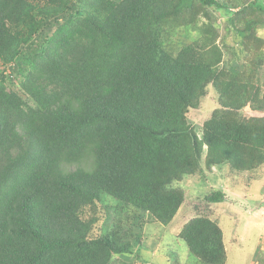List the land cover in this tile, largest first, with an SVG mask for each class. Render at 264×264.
I'll list each match as a JSON object with an SVG mask.
<instances>
[{
	"label": "trees",
	"instance_id": "16d2710c",
	"mask_svg": "<svg viewBox=\"0 0 264 264\" xmlns=\"http://www.w3.org/2000/svg\"><path fill=\"white\" fill-rule=\"evenodd\" d=\"M259 29L264 0H0V264H138L147 220L174 219L185 190L173 183L200 171L204 151L207 167L259 168ZM226 51L238 65H224ZM210 86L218 106L200 136L188 114ZM177 236L226 264L205 211Z\"/></svg>",
	"mask_w": 264,
	"mask_h": 264
},
{
	"label": "rangeland",
	"instance_id": "374dc122",
	"mask_svg": "<svg viewBox=\"0 0 264 264\" xmlns=\"http://www.w3.org/2000/svg\"><path fill=\"white\" fill-rule=\"evenodd\" d=\"M218 23L221 27V37H219L221 40L226 34L228 21L219 17ZM258 33L264 37V29H259ZM225 39L231 46L238 47L235 33H229ZM231 58V52L226 51L224 65H238L239 53L234 60ZM217 97L216 90L210 86L199 107L191 109L188 114L189 121L200 136L204 121L218 106ZM244 113L263 114L249 106L244 109ZM204 157L200 171L186 175L183 180L173 183V186L185 190L184 203L174 219L168 225L147 220L143 234L144 255L142 254V259L137 261L138 264H173V260L176 259L177 264H209L192 254L185 242L177 236L183 224L201 211L216 219L224 231L228 249L226 264H264V163L252 171H237L229 164L207 167ZM212 190L226 191L231 199L222 203L208 204L206 207L204 197ZM99 208L97 216L100 217V222L94 225V234L102 231V222L106 216L103 215L105 208ZM113 259L114 264L129 262L124 257ZM129 259L131 263L136 261L134 258Z\"/></svg>",
	"mask_w": 264,
	"mask_h": 264
}]
</instances>
